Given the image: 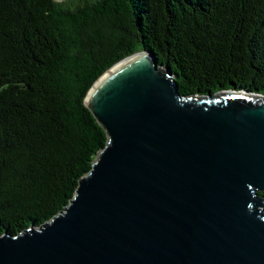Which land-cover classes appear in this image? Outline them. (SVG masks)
I'll return each instance as SVG.
<instances>
[{
  "label": "water",
  "instance_id": "95a60500",
  "mask_svg": "<svg viewBox=\"0 0 264 264\" xmlns=\"http://www.w3.org/2000/svg\"><path fill=\"white\" fill-rule=\"evenodd\" d=\"M84 103L105 146L63 211L0 237V264H264L263 94H181L145 51Z\"/></svg>",
  "mask_w": 264,
  "mask_h": 264
},
{
  "label": "trees",
  "instance_id": "16d2710c",
  "mask_svg": "<svg viewBox=\"0 0 264 264\" xmlns=\"http://www.w3.org/2000/svg\"><path fill=\"white\" fill-rule=\"evenodd\" d=\"M145 51L181 94L264 95V0H0V237L68 206L107 142L85 98Z\"/></svg>",
  "mask_w": 264,
  "mask_h": 264
}]
</instances>
